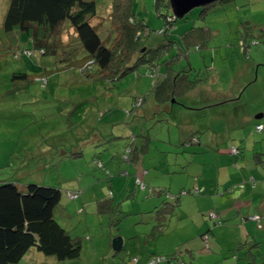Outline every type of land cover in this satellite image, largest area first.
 <instances>
[{
  "label": "rangeland",
  "instance_id": "obj_1",
  "mask_svg": "<svg viewBox=\"0 0 264 264\" xmlns=\"http://www.w3.org/2000/svg\"><path fill=\"white\" fill-rule=\"evenodd\" d=\"M9 1L0 0V180L10 178L23 188L30 182L61 188L62 197L55 217L72 236L82 239V251L76 258L59 260L30 248L18 264H145L151 255L171 256L176 252L178 257L171 256L172 262L166 260L157 264H181L182 261L185 264H223L227 255L235 259L237 251L235 245L231 247L233 240L228 233H221L217 240L210 239L209 246L202 236L201 240L195 238L185 242L180 238L185 232L173 227L174 223L164 225V232L153 236L151 230L156 228L155 218L163 203L158 210L152 207L154 203L149 195L155 194H149L153 184L144 180L145 168L152 172L173 161L165 144L168 141L179 144L180 138L191 130L204 134L209 128H227V117L241 109L245 97H251L253 106L255 103L261 105L264 99V34H260L257 27H264V0H217L192 9L168 28L156 9L155 0H132L135 17L143 19L150 31L143 38L145 45L155 49L160 43H167V47L157 57L160 64L156 66L157 74L150 72L151 67L145 63L114 80L95 74L97 64L84 71L79 61L76 62L78 66L70 67L64 58L61 60L57 55L34 49L24 33L19 37L7 32L3 22ZM113 1L97 0L98 17L108 18ZM168 12L172 11L167 8L161 11ZM195 26L197 30L185 41L187 32ZM104 29H110L107 20ZM202 29L210 30L204 43L203 34H198ZM256 38L261 43L251 44ZM245 43L250 45L248 52ZM179 46L186 49V57L181 56L183 51ZM190 65L197 68L196 71L188 72L189 78L181 77L177 80L180 82L174 83L178 70L188 69ZM258 66L260 78L249 85L241 102L217 99L212 101L213 109L205 110L193 109L194 105L182 101L183 85L197 71L203 80L194 93L215 95L216 99L219 97L217 91L229 90L233 94L243 69L251 67L246 82L255 80ZM17 72L29 73L31 81L14 79ZM165 73L170 77L168 84L160 86L164 88L162 94L166 95L174 87L177 97L167 100L172 103L171 111L164 107L165 102L155 97L159 78L163 79L160 74ZM173 83L176 85L171 86ZM137 97L145 98L143 112L127 115L126 108H131ZM112 111L114 114L110 113ZM161 118L165 119L160 121ZM254 120L264 123V117ZM256 125H249L246 130V134L251 135L250 145L259 141L258 137L254 138L261 133L255 131ZM244 126L245 130V123L240 127ZM239 131L241 129L234 133L236 137ZM148 132L149 148L138 150L131 161H126L123 156L128 147L140 149L145 143L141 135ZM115 134L120 135L115 137ZM133 134L138 138L135 142ZM95 136L100 137V144ZM93 145H97V152L93 151ZM77 151L83 154H71ZM135 157L140 163L143 161V167L134 163ZM99 161L110 170L109 178H105L108 174L99 167ZM135 166L140 170L130 171L129 167ZM138 177L148 184L146 191ZM109 189L115 193L116 202L121 203L118 212L97 209L96 201ZM76 190H82V196L71 199L69 192ZM141 191L144 192L142 196ZM182 209L181 216L185 211ZM261 221L264 220L258 222ZM117 236L127 242L120 250H114L112 244ZM262 250V246L254 249L256 253ZM135 256L140 258L139 263L134 262ZM257 258L261 260L260 256ZM237 261L246 264L242 257Z\"/></svg>",
  "mask_w": 264,
  "mask_h": 264
},
{
  "label": "trees",
  "instance_id": "obj_2",
  "mask_svg": "<svg viewBox=\"0 0 264 264\" xmlns=\"http://www.w3.org/2000/svg\"><path fill=\"white\" fill-rule=\"evenodd\" d=\"M133 4L134 1L132 2V0L113 1L112 10L109 11L108 18L105 19L97 15V0H10L3 27L7 32H14L19 37L24 33L32 41L34 49H38L43 54L57 55L61 57V60L64 58L70 67L78 66L76 62L79 61L82 65L80 67L84 71L89 68L92 69L93 64H97L98 69L95 70V74L110 80L135 71L140 64L145 63L152 68H149L150 72L153 71L154 74H157L156 66L160 65L157 62V57L162 51L165 52L167 43H160L159 47L155 49L145 45L143 38L148 36L150 31L147 30L143 19L135 17ZM155 6L159 14L164 17L167 28L177 20L172 12H168L169 14L161 13L163 8H167L168 11L171 10L170 0H155ZM106 20L110 24L109 30L104 29ZM196 30L197 26L189 30L184 37L185 41L190 40L191 37L189 36ZM161 31L166 32V29ZM201 33L204 43L205 40H208L210 30L202 29V32L198 33L199 36ZM260 43L257 38L252 39L251 42L254 45ZM179 47L181 48V46ZM248 47L250 49V45L245 43L246 52L249 51ZM181 50L183 51L181 56L186 57V49L181 48ZM26 51L30 53L31 50L27 48ZM149 52H152L150 56L148 55ZM196 69L191 66L188 69L181 67L176 78H174V83L181 77L188 76L187 78H189L188 72H195ZM88 75L90 74L88 73ZM191 75L192 78L184 83L182 93L203 80L198 71L197 74ZM160 76L163 79L159 78L160 82L156 86L155 97L158 98L159 102H166L169 97L176 99L174 87L166 90L168 92L166 95L162 94L164 88H160V86L164 87L169 83L168 77L170 75L165 73V75L160 74ZM13 78L20 81H31L27 72L14 73ZM174 83L171 86H175ZM21 88H25V86H21ZM144 101V97L135 98L133 106L126 108V114L130 116L140 114ZM155 106L150 105L151 108ZM262 127V124L257 126L258 130ZM119 135L113 136L119 137ZM149 136V132L145 135L142 134L141 137L145 139V143L140 146V149L128 147L123 158L126 161H131L138 150H143L146 147L147 142L150 141ZM136 140L138 138L133 134L132 141L135 142ZM187 142L188 144L200 143V138L194 135L187 141L185 140L184 143ZM168 143L170 142L168 141ZM82 152L71 154L76 156L77 153H80L77 155L80 156L83 154ZM230 152L237 155L240 149L236 145H231ZM131 153H133L132 156ZM98 165L108 174L105 178H109L110 170L104 162L99 161ZM165 193L175 204L183 194L199 195L201 188L196 184L193 188L181 189L177 193L168 190H165ZM81 196L82 190L69 192L71 199H78ZM61 197L62 192L59 187L30 182L23 188L10 178L0 180V264H18L30 248H35L44 255L54 256L59 260L76 258L81 254V237L72 236L69 230L55 217V209L59 205ZM97 204L98 211L106 213L118 212L121 206V203L116 202L114 192L111 189L98 198ZM206 215L211 219L213 226L222 225L225 222L220 219L216 210H209ZM254 216L252 217L254 218ZM263 216L254 219L260 221V219L263 220ZM212 230L211 226L209 231L201 234L207 246L210 245L209 237ZM246 242L251 243L252 240L248 241L247 238ZM246 242L241 241L242 244H247ZM253 247L254 244L249 246L246 251L249 254L246 256L248 255L246 253L244 256L245 259H248L246 264H264L263 253L256 254ZM250 255L260 256L261 260L249 258ZM171 256L176 258L178 254L176 252ZM171 256L151 255L145 264L172 261ZM133 260L138 262L139 257L135 256ZM181 264H185V262L182 261Z\"/></svg>",
  "mask_w": 264,
  "mask_h": 264
},
{
  "label": "crops",
  "instance_id": "obj_3",
  "mask_svg": "<svg viewBox=\"0 0 264 264\" xmlns=\"http://www.w3.org/2000/svg\"><path fill=\"white\" fill-rule=\"evenodd\" d=\"M257 30L260 34H264L263 26H258ZM190 66L194 67L193 65ZM250 68L242 70V76L238 82L239 86L234 88L233 94L229 90L225 92L217 91L216 96L219 97L216 99L214 98L215 95H196L194 90L201 83L197 82L182 93V101L189 105H194L191 106L193 109H195L194 107L204 109L209 107L213 109L214 105L212 103L214 102L212 101L217 99H222L220 100L221 102L230 100L241 102L243 94L246 93L249 85L254 84L260 78L258 66L256 67V79L246 82ZM245 98L246 101L243 103V106L240 105L241 109L235 110L233 116L227 117L229 119L227 128L224 130L216 127L211 128V130L209 128V131L204 134L199 133L198 130L197 132L191 130L190 133L188 132L180 138L179 144L172 142L165 143L169 149L168 152L173 155L171 163L168 162L167 165H162L152 172L144 167L146 173L144 180H148L153 184L150 186L149 192V194L151 192V194H155L152 195L153 197L149 195V200L154 203L152 207L158 210L163 203L155 218L156 228L151 230L153 236L163 233L164 225L174 223L176 225H173V227L185 232L180 236L181 239L184 238L185 242L193 241L195 238L201 240V234L209 231V227L212 226L213 230L209 238L213 241L217 240L218 235L221 233L231 235V240H233L231 247L235 245L237 251L235 259L237 260L242 257L245 261H248L244 256L249 246L253 244L254 249L255 247L261 248V246L264 248V221L259 223L252 217L253 215H257V217L264 215V123L255 122L254 120L258 119V117H264V99L261 105L258 106L255 103V106H253L254 102L251 100V97L247 96ZM166 103L167 101L164 107L171 111L172 103ZM240 107L238 106L237 109ZM184 108L189 109L187 107ZM156 109L159 108L156 106ZM112 114H114L113 111ZM164 119L161 118L160 121ZM244 123L247 125L245 130V126L240 127ZM255 123L257 124L255 131H260L261 133L254 136L255 139L259 138L258 143L250 145L251 135L246 134V130L249 129V125ZM259 124L263 125L260 130L257 128ZM239 129H241L238 133L240 135L236 137L234 133ZM194 135L199 136L200 143H184L185 140L187 141ZM205 135H207L206 138ZM95 140L100 142L98 136H95ZM150 145V143H147L144 148L147 149ZM231 145H236L240 149L237 155L230 152ZM93 147L95 148L94 151H97L96 146L93 145ZM79 154L77 153L76 155ZM140 161L135 157L134 163L140 164L143 167L144 163L143 161L140 163ZM129 169L130 171L138 172L140 167H129ZM150 173H152V176ZM137 180L144 183V185L142 183V189L146 191L148 184L140 177ZM196 184L201 188L199 195H194L193 193L183 194L175 204L172 203V199L167 197L165 193V190L177 193L181 189L193 188ZM221 190L222 193H220ZM123 191L124 189L120 192ZM142 195H144V192L141 191ZM181 209L185 210L183 216L179 214ZM212 209L216 210L220 219L225 221L222 225L213 226L211 223V219H209L206 213ZM151 211L150 209L149 212ZM247 238L248 241L252 240V242L247 243ZM241 241L247 244H242ZM123 243L127 244L125 239ZM190 250L194 252V249ZM229 251H231V248H229ZM260 252L264 255L263 250L259 251L258 254ZM246 256H249V254ZM227 258L231 257L227 255L223 259V264H241L233 257L226 261ZM249 258L258 260L256 255H250Z\"/></svg>",
  "mask_w": 264,
  "mask_h": 264
},
{
  "label": "water",
  "instance_id": "obj_4",
  "mask_svg": "<svg viewBox=\"0 0 264 264\" xmlns=\"http://www.w3.org/2000/svg\"><path fill=\"white\" fill-rule=\"evenodd\" d=\"M217 0H170L171 11L175 18H183L196 7L212 4ZM114 250H120L123 246V238L117 236L113 239Z\"/></svg>",
  "mask_w": 264,
  "mask_h": 264
},
{
  "label": "built area",
  "instance_id": "obj_5",
  "mask_svg": "<svg viewBox=\"0 0 264 264\" xmlns=\"http://www.w3.org/2000/svg\"><path fill=\"white\" fill-rule=\"evenodd\" d=\"M254 218H258L259 219V217H257V216H254Z\"/></svg>",
  "mask_w": 264,
  "mask_h": 264
}]
</instances>
